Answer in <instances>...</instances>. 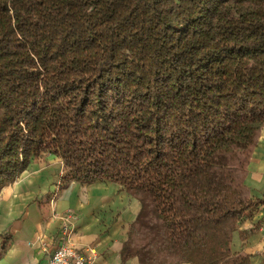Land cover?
<instances>
[{
  "label": "trees",
  "instance_id": "obj_1",
  "mask_svg": "<svg viewBox=\"0 0 264 264\" xmlns=\"http://www.w3.org/2000/svg\"><path fill=\"white\" fill-rule=\"evenodd\" d=\"M263 129L264 0H0V192L46 153L120 184L123 263L251 264Z\"/></svg>",
  "mask_w": 264,
  "mask_h": 264
},
{
  "label": "crops",
  "instance_id": "obj_2",
  "mask_svg": "<svg viewBox=\"0 0 264 264\" xmlns=\"http://www.w3.org/2000/svg\"><path fill=\"white\" fill-rule=\"evenodd\" d=\"M62 161L53 154L33 158L26 170L0 192V264H47L65 242L94 252L97 264H139L121 259V250L137 218L140 202L117 183L72 182L62 188ZM259 206L236 227L232 251L264 264V129L255 146L245 180ZM73 213L70 233L64 218ZM8 235L7 238L4 236Z\"/></svg>",
  "mask_w": 264,
  "mask_h": 264
},
{
  "label": "built area",
  "instance_id": "obj_3",
  "mask_svg": "<svg viewBox=\"0 0 264 264\" xmlns=\"http://www.w3.org/2000/svg\"><path fill=\"white\" fill-rule=\"evenodd\" d=\"M74 219L73 213L64 218L62 233L65 237L70 233ZM47 264H97V262L93 251L85 253L78 250L71 242H65L52 253Z\"/></svg>",
  "mask_w": 264,
  "mask_h": 264
}]
</instances>
